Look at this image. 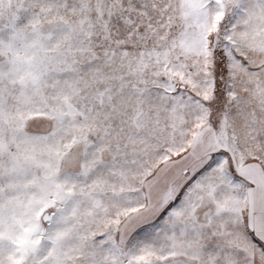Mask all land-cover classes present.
<instances>
[{
  "label": "snow or ice",
  "instance_id": "obj_1",
  "mask_svg": "<svg viewBox=\"0 0 264 264\" xmlns=\"http://www.w3.org/2000/svg\"><path fill=\"white\" fill-rule=\"evenodd\" d=\"M0 264H264V0H0Z\"/></svg>",
  "mask_w": 264,
  "mask_h": 264
}]
</instances>
